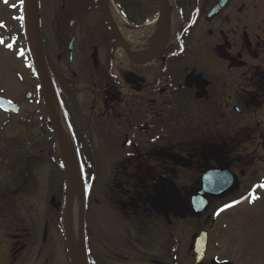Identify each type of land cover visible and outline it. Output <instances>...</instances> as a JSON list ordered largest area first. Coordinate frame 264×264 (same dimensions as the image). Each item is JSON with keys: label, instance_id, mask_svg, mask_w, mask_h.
I'll list each match as a JSON object with an SVG mask.
<instances>
[{"label": "flooded vegetation", "instance_id": "flooded-vegetation-1", "mask_svg": "<svg viewBox=\"0 0 264 264\" xmlns=\"http://www.w3.org/2000/svg\"><path fill=\"white\" fill-rule=\"evenodd\" d=\"M39 2L53 120L35 89L14 101L17 113L0 108V264H72L54 124L92 181L85 235L100 263L196 264L191 239L206 230L199 264H264V242L245 233L264 218L258 201L245 205L264 185V0H110L102 8L112 24L97 0ZM124 31L139 33L134 46ZM207 173L237 185L205 197L196 218L153 210L171 184L190 200Z\"/></svg>", "mask_w": 264, "mask_h": 264}, {"label": "rangeland", "instance_id": "rangeland-1", "mask_svg": "<svg viewBox=\"0 0 264 264\" xmlns=\"http://www.w3.org/2000/svg\"><path fill=\"white\" fill-rule=\"evenodd\" d=\"M20 1L21 0H0V37L8 36L9 34H11V36L16 38V42L13 43L15 46L13 49L8 47L10 43L9 40L0 41V96L8 98V99H13V100H16L17 98L23 99V96H24L23 94L26 93L27 90L32 89L31 86L35 82L33 80V77L30 76L29 70L28 68H26V65L24 64L23 59H21L17 54L18 53L17 46L19 45L18 43H20L19 39L17 38V35H18L17 33L21 30L19 29L18 31V28L20 27V24L24 18V13H23L24 11L21 13V10L18 5L20 4ZM26 32H28L27 27H26ZM20 37L24 38V36L21 34H20ZM24 40H27V37L24 38ZM29 62H31L30 58H29ZM1 119L2 118L0 117V121ZM257 155L260 156L259 159L264 160V151L257 153ZM93 192L94 191L92 190V193ZM254 208H257L260 211L263 210L264 209V199L260 201L257 204V206H254ZM91 220L93 222L92 216H91ZM110 221L111 220L109 219L108 215H106L103 221L100 223L102 224L103 231L106 232V234L111 233L114 230L113 228L114 223L110 224ZM218 221H220V219ZM255 225H256V228L251 230L255 232L254 235H252L249 229L245 230V233L247 235L249 234L250 235L249 237L256 238L255 240V246H256L264 242V218L259 219V221L255 223ZM90 228H91V225H90ZM227 232H229V230ZM90 233L92 235V230L89 231V234ZM116 234H119V233H116ZM213 239L214 240L218 239L222 241L224 239V236L223 234H220V236L215 235ZM91 240H92V237L90 236V242ZM228 247L229 246H225L222 249H229ZM97 254H98V251L92 252L93 257L98 258ZM109 262L110 261H105L106 264H109ZM244 262H246V260H244Z\"/></svg>", "mask_w": 264, "mask_h": 264}, {"label": "water", "instance_id": "water-1", "mask_svg": "<svg viewBox=\"0 0 264 264\" xmlns=\"http://www.w3.org/2000/svg\"><path fill=\"white\" fill-rule=\"evenodd\" d=\"M38 0H25V4H26V22L27 25L31 28L32 30V34H31V54H32V59L34 61V65H35V70L37 73V77L41 83L42 89H43V95L46 99V103H48L47 99L49 97V93L47 90V85H46V78H47V71L45 68V64H44V58H43V53H42V42H41V37H40V31H39V26H38V16H37V7H38ZM30 10H32L33 12V18H31V14H30ZM12 103H10V101L0 97V106H5V107H9ZM49 107V106H48ZM50 112V109H48ZM58 136V134H57ZM59 137V136H58ZM62 145L61 149H60V154L62 157V160L64 162V166H65V170H66V174H67V178H68V188L70 190L71 186H76L78 189V193L81 197V200L84 201V197H83V191H82V185H81V180L78 174V170L77 167L75 168L71 161L70 158V153L69 150L67 148V146L64 144V142L62 141V139L60 138ZM222 176H218V179H214V185L213 186H208V184L206 182L211 181V176L208 174L207 177L203 178V184L201 189L198 191L197 195H195V202H197L198 197H205L206 195H212V196H217V194L220 193V191L222 189L225 188V181L228 178L227 175L223 174L222 178H219ZM227 185L229 186L231 183L230 179L228 178ZM235 181H233L234 185ZM231 185V186H232ZM198 196V197H197ZM175 200L172 197H165L163 200V205L164 207H173V205L175 204ZM181 209H180V214L182 216H185V213L188 212L191 215H194L195 213L193 212L192 208L190 207L189 203L185 202V201H181ZM206 203V202H205ZM201 204V203H200ZM204 207V205L199 206L197 209V211L199 212L202 208ZM80 228H79V237H78V241L79 243H77V245L79 246V244L82 242V224L80 223ZM205 243V237L202 240ZM203 247L200 250V253L203 251ZM73 257H72V261H74L73 259L76 257L75 256V251H72ZM201 255V254H200Z\"/></svg>", "mask_w": 264, "mask_h": 264}, {"label": "bare ground", "instance_id": "bare-ground-1", "mask_svg": "<svg viewBox=\"0 0 264 264\" xmlns=\"http://www.w3.org/2000/svg\"><path fill=\"white\" fill-rule=\"evenodd\" d=\"M114 18L116 21H118L117 16L114 15ZM29 32H31V29L29 28ZM123 35L126 39V41L128 42L129 45L134 46L133 44L136 43V35H139V33H133V32H129V31H124ZM78 207H79V202H78V198L75 195L74 196V201L72 204V222H73V232H72V240H74L75 238V231H76V223H77V213H78Z\"/></svg>", "mask_w": 264, "mask_h": 264}, {"label": "snow or ice", "instance_id": "snow-or-ice-1", "mask_svg": "<svg viewBox=\"0 0 264 264\" xmlns=\"http://www.w3.org/2000/svg\"><path fill=\"white\" fill-rule=\"evenodd\" d=\"M23 2V0H21V3ZM9 47H11V45H8ZM262 187H264V185H262ZM225 207H229V205H225Z\"/></svg>", "mask_w": 264, "mask_h": 264}]
</instances>
